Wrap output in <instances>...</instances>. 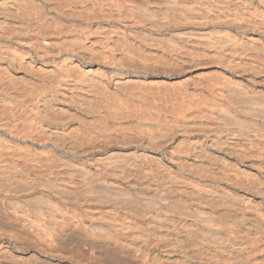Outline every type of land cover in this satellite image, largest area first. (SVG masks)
Returning a JSON list of instances; mask_svg holds the SVG:
<instances>
[{
    "label": "bare ground",
    "instance_id": "bare-ground-1",
    "mask_svg": "<svg viewBox=\"0 0 264 264\" xmlns=\"http://www.w3.org/2000/svg\"><path fill=\"white\" fill-rule=\"evenodd\" d=\"M62 1L61 95L92 59L163 108L0 123V264H264V0Z\"/></svg>",
    "mask_w": 264,
    "mask_h": 264
},
{
    "label": "rangeland",
    "instance_id": "rangeland-1",
    "mask_svg": "<svg viewBox=\"0 0 264 264\" xmlns=\"http://www.w3.org/2000/svg\"><path fill=\"white\" fill-rule=\"evenodd\" d=\"M64 10L62 0H0V123L9 121L10 115L16 110H43L45 114H50L51 110H74L72 107L76 102L78 110H160L163 108L155 82L143 84L122 81L115 86L105 85L99 79L100 74L109 75L110 71L107 66L100 64L101 61L92 59V64L89 65L80 63L68 65L70 85L77 87V84L81 83L78 81L83 80L82 77L85 75L87 93L77 99L63 97L61 95L63 80L50 68V65L60 63L63 59L60 47L56 51L57 54L48 53L52 54L50 56L42 53L38 46L48 36L58 37L62 34ZM13 28H17L19 32L12 31ZM8 48L19 53L12 54ZM136 57L135 61L141 59ZM144 64L154 66L150 62ZM82 72L85 74L83 75ZM87 80H89L88 83ZM127 84H131L130 89H126L129 87ZM132 85L137 89H134ZM149 86L150 91H147ZM143 87L146 88L143 89ZM127 114L132 113L127 112ZM92 115L95 120L98 117L111 120L112 115H115L113 118L115 120V117L120 116L119 113L111 114V112L110 114L108 112L90 114L91 117ZM87 214L76 212V215ZM82 217L87 220L86 216Z\"/></svg>",
    "mask_w": 264,
    "mask_h": 264
}]
</instances>
